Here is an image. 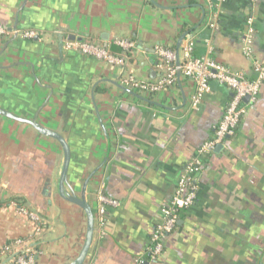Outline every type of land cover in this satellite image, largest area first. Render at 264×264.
I'll list each match as a JSON object with an SVG mask.
<instances>
[{
  "label": "crops",
  "instance_id": "crops-1",
  "mask_svg": "<svg viewBox=\"0 0 264 264\" xmlns=\"http://www.w3.org/2000/svg\"><path fill=\"white\" fill-rule=\"evenodd\" d=\"M216 12L213 31L207 0H0V25L44 33L0 37V109L65 137L77 196L89 179L85 199L96 230L85 264H135L144 254L181 173L214 137L233 96L212 80V92L193 110L192 80L181 76L156 94H129L112 83L120 84L121 71L139 81L159 79L164 71L155 48L176 50L186 35L182 45L193 40L194 57L208 55L256 78L242 39L253 15L255 57L264 60V0H222ZM71 36L115 54L123 50L114 38L137 50L122 69L66 50ZM245 103L235 135L205 158L198 199L180 215L155 264H264V84L255 102ZM63 163L58 141L0 115V249L34 233L18 204L43 221L37 264H71L79 256L87 215L59 195ZM101 197L119 203L105 206V236L97 223Z\"/></svg>",
  "mask_w": 264,
  "mask_h": 264
},
{
  "label": "built area",
  "instance_id": "built-area-1",
  "mask_svg": "<svg viewBox=\"0 0 264 264\" xmlns=\"http://www.w3.org/2000/svg\"><path fill=\"white\" fill-rule=\"evenodd\" d=\"M222 0H207L213 11L212 20L209 27L217 30L216 12ZM257 0H251L256 3ZM255 19L253 15L246 18L245 33L242 39V52L245 57L253 61V68L256 74L254 80H247L242 73L234 72L226 65L215 61L208 55L194 57L193 51L195 43L193 40H186L180 48V64L177 65L176 50H170L163 46L155 48V52L161 59L159 67L164 71L163 75L155 81H139L132 77L128 71H121L119 83L130 91H139L147 94H156L166 88L177 84L181 76L192 80L195 83V92L191 98V108L197 110L203 98L212 92L211 81L215 80L230 88L233 92L225 114L215 130L213 138L205 141L199 148L197 155L187 164L180 175L175 194L168 205L162 208V220L156 226L151 237L150 244L144 254L138 256L135 264H155L165 250L166 238L175 230L179 223L180 215L191 209L197 199L200 187V176L204 170V161L212 154L216 147L223 144L225 139L233 137L237 131L244 114L246 113L245 99L248 103H253L264 84V60L255 57ZM24 39H40L44 33L36 30H19L17 28H7L0 25V37L12 36ZM113 44L120 47L123 52L115 54L106 46L90 41H67L64 48L86 56L93 57L101 62L124 69L134 52L137 50L136 43L118 38L113 39ZM208 52L212 51L210 38L204 40ZM101 206L97 218L100 226L101 236H105L104 226L106 224V205L117 207L119 203L106 197H101ZM20 215L29 217L35 223L34 233L30 238L17 239L0 249V264H37L34 249L35 242L43 232V221L34 212L25 206L14 204ZM10 255L9 257H7ZM7 261V262H6Z\"/></svg>",
  "mask_w": 264,
  "mask_h": 264
},
{
  "label": "water",
  "instance_id": "water-1",
  "mask_svg": "<svg viewBox=\"0 0 264 264\" xmlns=\"http://www.w3.org/2000/svg\"><path fill=\"white\" fill-rule=\"evenodd\" d=\"M186 39V35H182L181 38L178 40L177 46H176V54H177V65L180 64V48L182 46L183 41ZM71 41L77 40L76 36H71L69 39ZM78 41L83 42L84 40L78 39ZM108 41V40H106ZM114 85L119 87L121 90H123L126 93L131 94L132 91H130L127 88H124L117 82H112ZM249 98L245 99V102H248ZM0 115L8 117L10 119H13L15 121L28 124L32 126L35 130H37L39 133H41L44 136H47L49 138H52L60 143L62 146L63 152H64V163L62 167V171L60 174L59 182H58V192L62 199L75 204L82 208L84 212L87 215V232H86V239L83 245V248L79 254V256L74 260L71 264H85L86 258L90 252V248L92 246V242L94 239L95 234V215L91 208V206L88 204V202L85 199V191L86 187L88 185L89 179L85 181V184L83 186V190L81 192L80 196L76 195V192L73 190L70 182H69V171H70V163H71V148L68 143V141L65 139L64 136L59 134L58 132L49 130L42 125H40L36 119H26L19 116H16L6 110L0 109ZM222 147V144L217 146L216 149H219ZM215 149V150H216Z\"/></svg>",
  "mask_w": 264,
  "mask_h": 264
},
{
  "label": "trees",
  "instance_id": "trees-1",
  "mask_svg": "<svg viewBox=\"0 0 264 264\" xmlns=\"http://www.w3.org/2000/svg\"><path fill=\"white\" fill-rule=\"evenodd\" d=\"M167 48V47H166ZM168 49H170V50H175V48L173 47V48H168ZM27 239V238H26ZM10 255H8L7 257H9Z\"/></svg>",
  "mask_w": 264,
  "mask_h": 264
}]
</instances>
